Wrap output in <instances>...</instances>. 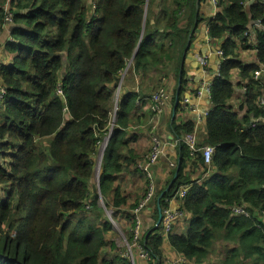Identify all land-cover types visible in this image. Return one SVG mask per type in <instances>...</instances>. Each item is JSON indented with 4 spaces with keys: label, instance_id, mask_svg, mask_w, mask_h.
Wrapping results in <instances>:
<instances>
[{
    "label": "trees",
    "instance_id": "16d2710c",
    "mask_svg": "<svg viewBox=\"0 0 264 264\" xmlns=\"http://www.w3.org/2000/svg\"><path fill=\"white\" fill-rule=\"evenodd\" d=\"M6 1L0 0V33L9 27L13 40L5 41L12 60L0 64L6 88L0 100V264H133L107 237L115 232L107 210L115 219L126 205L115 182L130 165L122 154L124 129L141 95L124 94L114 112L115 89L132 59L145 76L150 65L165 68L182 58L201 23L211 39L222 41L224 62L211 86L214 107L199 145L215 151L206 164L201 150L193 152L183 142L194 122L173 124L180 167L161 206L170 207L180 188L189 186L186 196L176 199L191 217L185 233L172 231L167 239L176 254L195 264L208 263L216 244L224 248L222 258L208 264H264V82L254 79V71L264 65V0H255L248 11L244 3L250 0H220L217 15L207 19L198 12L204 0H161L158 5L154 0H11L5 8ZM90 1L96 2L94 8ZM252 21L262 28L252 31ZM251 35L256 61L245 63L239 47H252ZM233 69L246 83L243 118L228 104L234 95ZM112 118L114 133L99 183L102 206L93 180ZM188 162L212 175L193 179ZM156 201L157 196L150 204L154 223L142 240L151 258L137 257L138 264L165 261ZM234 205L245 206L251 216L233 215ZM134 207L125 212L129 222ZM109 245L114 252L102 257Z\"/></svg>",
    "mask_w": 264,
    "mask_h": 264
},
{
    "label": "crops",
    "instance_id": "0c3cea01",
    "mask_svg": "<svg viewBox=\"0 0 264 264\" xmlns=\"http://www.w3.org/2000/svg\"><path fill=\"white\" fill-rule=\"evenodd\" d=\"M251 1L252 0L244 5L247 11ZM10 2L11 0L6 1L5 8L10 6ZM154 2L155 5H158L161 0H154ZM90 3L94 8L96 2L90 1ZM199 11L203 18L207 19L208 17L213 16V8L211 7L209 0L201 3L200 7H198V12ZM249 27L253 31L255 27L262 28V25L260 21H252ZM0 34V64H8L12 60V55L5 48V41H7L9 37H12L10 28L7 27ZM249 38L252 47L246 49L241 46L239 47L240 60L245 63H253L256 61V49L253 47L255 36L251 35ZM221 46L222 41L211 39L206 23H201L194 31L192 42L188 44V49L185 50L182 58L170 60L165 68H157L150 65V69L145 76H143L141 72L135 70L133 59L122 71L121 79L115 89L119 94L116 103L117 111L119 110L120 97L124 94L133 92L141 95L137 100L136 107L130 115L128 127L124 129L125 146H122V154H124V164L128 159L130 160V165L116 176L115 182V187H119L122 196L126 198V205L121 211L124 216H121V213H119L115 218L116 220L113 218V221H117V223L123 225L127 229V232L130 230L133 221H128L125 212L127 213L134 206L139 205L148 190L147 175L145 172L141 171L137 165L143 159H146L147 155L152 151L154 139H158L160 146L164 151L160 156L158 163L151 169L156 185L155 197L157 196V199L171 183H169V181L172 177L173 169L179 159V153L177 150V145L179 144L178 137L173 130V124L176 123L177 125H182L187 121H193L195 126L193 133L197 137L198 146L201 143H204L207 137L206 116L214 107L211 86L214 83L215 76H220L221 65L224 62L223 58L218 54V52L222 50ZM247 52H249L251 56H248L246 54ZM202 59L207 61L205 67L201 64ZM258 71H261V74ZM257 73L259 74L257 75ZM182 79L184 82L183 84ZM254 79L257 81L263 79L264 82V65L254 71ZM230 80L234 85V95L228 101V104L232 110L240 111V118H243L245 110L241 111L240 108L244 101V91L246 90L245 79L241 77L239 69H233ZM0 86L5 88L2 84L1 78ZM204 86H209L210 91L206 92ZM181 88L183 90L182 92ZM178 89L179 94H177ZM202 89L203 93L200 94L199 92ZM160 90L165 91L166 99L163 113L157 116L152 111V101L150 98L154 93H157ZM174 96L175 99L173 100ZM140 99L142 100L140 101ZM178 104H180V108L177 111ZM261 120L256 119L255 122ZM108 146L109 145H107L106 148H108ZM203 147L204 146L199 148ZM106 148L101 151V154L98 151L101 172L107 150ZM99 149L101 150V148ZM187 166L188 171L194 172L193 179L201 178V181H204L212 175L210 169L206 172L203 167L198 166L197 169H194L190 162L187 163ZM100 177L101 173L99 176V183ZM97 193L101 205H104V198L100 192L99 184ZM112 198L113 194L108 197V200ZM170 208L180 210L181 201L174 198L170 201ZM152 210L153 206L150 205L148 209H145L142 212L147 227L152 226L154 223V214ZM182 216L184 222L178 223V220ZM182 216L176 220L174 225V231L179 233L186 232L187 222L191 217L190 214L186 213ZM114 222H112V224ZM113 226L115 227L114 224ZM165 238L166 240L163 249L166 260H177L181 264H195L194 262H188L184 257L176 254L168 242L167 235H165ZM111 239L114 240V238ZM222 251H224V248ZM220 259L221 258H218V260ZM209 262L213 261L210 260L208 263ZM139 264L146 263L139 261Z\"/></svg>",
    "mask_w": 264,
    "mask_h": 264
},
{
    "label": "built area",
    "instance_id": "2783aa9c",
    "mask_svg": "<svg viewBox=\"0 0 264 264\" xmlns=\"http://www.w3.org/2000/svg\"><path fill=\"white\" fill-rule=\"evenodd\" d=\"M209 3L211 5V7L213 8V17H214L219 12L220 0H209ZM246 4L244 3V5H246ZM7 11H8V9H7ZM7 22L9 24L12 22L11 14H8ZM245 35L248 36L249 33L245 32ZM12 40H13L12 37L8 38V41H12ZM218 54H219V56L223 57V52L221 50L218 52ZM201 64H202V66L205 67L207 64V61L202 59ZM258 72L261 74V71H258ZM259 73H257V75ZM204 88H205L204 90L206 92L210 91L209 86H204ZM58 93L63 95V91L61 89L58 90ZM199 93L202 94L203 89L200 90ZM5 94H6V89L0 86V99H2ZM115 95H116V103H117L118 95H119L118 92H116ZM150 99L152 101L151 108H152L153 113L157 116L161 115L163 113V110H164V103H165V99H166L165 91L160 90L159 92L154 93ZM260 103L262 105L264 104L263 98H261ZM116 110H117V108L115 107L114 112ZM113 120H114V118H112L110 132L106 135V137L104 138L103 142L100 145L103 148L107 147L111 137L113 136V133H114L113 130H114V126H115ZM183 142L193 152H197V151L201 150L203 153L204 162L206 164L212 163L213 155H214V151H215L214 146L207 145L201 149H198L199 148L198 141H197V137L194 133L186 134L183 138ZM163 152L164 151L162 150L158 139H154L152 151L147 155V157L144 161H142L138 164L139 169L141 171L145 172L147 175L148 190L146 192V195L144 196V198L142 199V201L138 205V207L133 210L134 221H133L131 228L129 230V238L125 239V245L127 247L128 255H130L129 257H132V262L134 264L136 263L135 259L137 257L140 259H150L151 258L148 250L146 249V247L144 246V243L142 242L144 234L146 232V226L144 224L142 212L152 203V201L154 200V197L156 195V185L154 182V176H153L151 169L154 165H156L158 163L160 156L163 154ZM98 184H99V179H98ZM188 189H189V186L181 187L180 190L177 192L176 197L183 199L186 196ZM169 204H170V202H169ZM231 211H232L233 215H238V216L240 215V216H246V217L251 216L250 211L245 206H242V205L232 206ZM183 214H184L183 211L174 210V209H171L170 207H167L166 209H164L162 211L163 218H162L161 225H162V229H163V232L165 235H168L170 232L174 231L173 229L175 227L174 225L176 223V220L180 216H182ZM109 218L111 219L112 222H114L112 215H110ZM262 219L264 221V215L262 216ZM124 256H126V255H124ZM126 257H128V256H126Z\"/></svg>",
    "mask_w": 264,
    "mask_h": 264
},
{
    "label": "rangeland",
    "instance_id": "374dc122",
    "mask_svg": "<svg viewBox=\"0 0 264 264\" xmlns=\"http://www.w3.org/2000/svg\"><path fill=\"white\" fill-rule=\"evenodd\" d=\"M204 2H206V0H204ZM246 54L248 56H251V54L249 52H247ZM100 148H101V150L99 149V152L101 154V151H103L105 148H103L101 146H100ZM98 156L99 155H97L96 167H95V176H94V180H93V185H94V189H93L94 191L93 192H94V194L97 193V190H95V189L98 188V179H99V176L101 173L100 161L98 160L99 159ZM102 206H103V204H102ZM112 214H113L112 210H110V211L107 210V217H108V215L110 216ZM114 220H116V219H114ZM143 220H144V224H146V220L144 218H143ZM183 220H184V218L182 216L178 220V223L184 222ZM113 224L115 225L114 229H115L116 234H115V232L114 233L112 232V233L108 234L107 237L109 239L114 238V244H115V247L117 248V250H119L121 254L129 257L130 255H128L127 247L125 245V239L129 238V231L127 232V229L123 225L117 223V221H115ZM146 228H148V227L146 226ZM221 246H222V244L221 245L216 244L217 249L215 252H213L212 257H211V261H216V260H218V258H222L223 254H222ZM109 252L110 253L114 252V249L111 245H109L108 248H106L104 251H102V257H104ZM129 258L132 262V257H129ZM136 264H138V263L136 262ZM164 264H181V263H179L177 260H172V259L166 260V257H165Z\"/></svg>",
    "mask_w": 264,
    "mask_h": 264
},
{
    "label": "water",
    "instance_id": "95a60500",
    "mask_svg": "<svg viewBox=\"0 0 264 264\" xmlns=\"http://www.w3.org/2000/svg\"><path fill=\"white\" fill-rule=\"evenodd\" d=\"M255 0H252L251 2H250V5H252L253 4V2H254ZM177 94H179V89H178V93ZM179 165H178V168H177V171H176V173H175V176H174V178L172 179V181H171V183L169 184V186L159 195V197H158V199H157V207H158V212H159V219H158V221H157V225L156 226H158V225H160L161 224V222H162V218H163V215H162V206H161V200H162V198L164 197V195H165V193L167 192V191H169L170 190V188L172 187V185H173V183H174V181L176 180V178H177V175H178V170H179Z\"/></svg>",
    "mask_w": 264,
    "mask_h": 264
}]
</instances>
